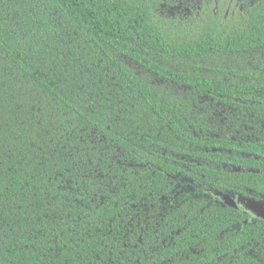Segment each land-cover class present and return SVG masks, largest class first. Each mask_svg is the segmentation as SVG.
Here are the masks:
<instances>
[{"label":"trees","instance_id":"obj_1","mask_svg":"<svg viewBox=\"0 0 264 264\" xmlns=\"http://www.w3.org/2000/svg\"><path fill=\"white\" fill-rule=\"evenodd\" d=\"M205 1L0 0V264H264V0Z\"/></svg>","mask_w":264,"mask_h":264},{"label":"flooded vegetation","instance_id":"obj_2","mask_svg":"<svg viewBox=\"0 0 264 264\" xmlns=\"http://www.w3.org/2000/svg\"><path fill=\"white\" fill-rule=\"evenodd\" d=\"M233 1H234V4L235 5H237L239 8H242V5H243V3H244V1L243 0H227V4L229 5H231L232 3H233ZM251 1V0H250ZM178 2H179V0H178ZM187 2H189V3H191V7L192 8H194V9H198L199 10V8H200V6L201 5H203L204 3H207L205 0H180V4H184L185 6L186 5H188V3ZM213 2H214V6H213V11H215L216 10V8L218 7V0H213ZM229 5V6H230ZM228 6V7H229ZM186 11H188V10H186ZM227 201H228V203L230 204V205H232V206H234V207H236V208H243L240 204H239V202H238V200L236 199V198H231V199H227ZM245 205L250 209V210H252L258 217H261L255 210H254V207H255V205H262V209H264V200H262L261 202H252V203H245ZM262 218H264V217H262Z\"/></svg>","mask_w":264,"mask_h":264},{"label":"water","instance_id":"obj_3","mask_svg":"<svg viewBox=\"0 0 264 264\" xmlns=\"http://www.w3.org/2000/svg\"><path fill=\"white\" fill-rule=\"evenodd\" d=\"M254 210L261 216L264 217V209H262V205H255Z\"/></svg>","mask_w":264,"mask_h":264}]
</instances>
